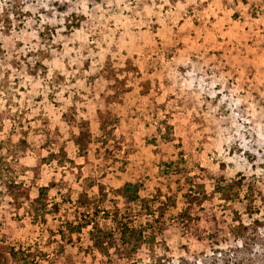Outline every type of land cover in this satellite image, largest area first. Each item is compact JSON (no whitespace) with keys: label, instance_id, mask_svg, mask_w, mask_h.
I'll return each mask as SVG.
<instances>
[{"label":"rangeland","instance_id":"1","mask_svg":"<svg viewBox=\"0 0 264 264\" xmlns=\"http://www.w3.org/2000/svg\"><path fill=\"white\" fill-rule=\"evenodd\" d=\"M20 246L30 264H264V0H0V264Z\"/></svg>","mask_w":264,"mask_h":264},{"label":"trees","instance_id":"2","mask_svg":"<svg viewBox=\"0 0 264 264\" xmlns=\"http://www.w3.org/2000/svg\"><path fill=\"white\" fill-rule=\"evenodd\" d=\"M63 4L65 5L66 3H63ZM69 26L73 27V25H69ZM75 26H77V25H75ZM162 165H163V163L161 164V166ZM160 174L166 178V175H168L169 172L167 170L161 169ZM214 178L215 177H212L211 179H214ZM213 187L217 193H223L224 192L225 194H228L227 196H229L230 198H237V196H238V193L233 189V186L226 183L223 180V177L215 178ZM139 188H140V186L138 184L126 183L121 189L122 202L125 205H130V204L135 203L139 200H143L139 196V190H140ZM44 190H45V188H42V189H40V192L41 191L43 192ZM78 202H79V207H81L82 205H80V201H78ZM144 211L148 212V213H146V215L150 214L151 207L146 208L144 206ZM103 214L106 215V217L108 218L106 212H103ZM93 216H96V214H94ZM37 217L38 216L36 214H34V216L32 217L33 221H36ZM86 217H88V216L85 214H82L81 218L76 217L75 223L65 221L63 227L58 226L56 231H57L58 236L61 238V240L64 239L63 228H65L67 230V232L70 234H79L83 228H86L87 226H89L91 224L90 222H92V220L90 218L86 219ZM126 220H127V216L118 218V213L114 214L111 217V221L113 222L115 229H117V231L119 233V237L122 240V242L128 244V242H130V240L133 239L135 242L134 244L136 246L140 243V240L143 236V232H145V228H143L144 226L141 228L140 227L135 228L132 225V223L130 224L129 221H126ZM49 232L52 233V231H49ZM92 233L93 232H91V234ZM98 233H99V230H97L96 235L92 237L93 239H95V243L93 242V244L98 250L105 252L103 246L100 244V242L102 241L101 239H103V238H101ZM104 236L105 237L108 236L107 238L111 239L112 234L109 231L108 233L103 234L102 237H104ZM114 242L115 241L112 240L111 244H113ZM113 246H115V243L113 244ZM134 249L135 248H133V250ZM8 254L10 257V264H30L29 261L26 260L27 257L28 258L31 257V252L29 251V249L25 250V249H23V247L20 246V247H18V249L15 250L13 247H10L8 249Z\"/></svg>","mask_w":264,"mask_h":264}]
</instances>
